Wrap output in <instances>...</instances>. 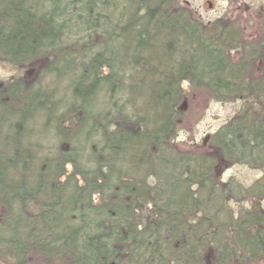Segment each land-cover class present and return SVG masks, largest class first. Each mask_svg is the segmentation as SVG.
Here are the masks:
<instances>
[{
    "label": "trees",
    "instance_id": "16d2710c",
    "mask_svg": "<svg viewBox=\"0 0 264 264\" xmlns=\"http://www.w3.org/2000/svg\"><path fill=\"white\" fill-rule=\"evenodd\" d=\"M262 45L178 0H0V264H260L264 179L220 172L264 166ZM200 90L244 103L183 149Z\"/></svg>",
    "mask_w": 264,
    "mask_h": 264
},
{
    "label": "rangeland",
    "instance_id": "374dc122",
    "mask_svg": "<svg viewBox=\"0 0 264 264\" xmlns=\"http://www.w3.org/2000/svg\"><path fill=\"white\" fill-rule=\"evenodd\" d=\"M182 5L188 6L195 16L206 24L211 23L219 18H235L239 23L245 35L250 32L264 31V0H178ZM10 65L0 62V82L14 78L18 74H22ZM49 81H45L46 86ZM65 81L60 82V87L55 88L50 85L47 90H53L54 98L61 103L74 104L76 101L73 97H67L68 91H64ZM182 87L188 91L187 84L183 83ZM137 93V84L130 90V95ZM185 101L182 104L183 115L181 121L177 125L174 141L183 149L193 148L194 150H206L209 146L211 137L225 123L241 112L243 100L232 99L228 102H219L212 100L207 92L193 91L185 94ZM131 98V101L137 106V95ZM122 97L118 99L122 101ZM57 102V103H58ZM64 111V110H62ZM88 111V110H87ZM127 112H130L126 108ZM52 143L55 140L50 139ZM51 143V144H52ZM238 143V142H237ZM48 145V144H46ZM264 179V166L261 168H251L245 163L231 164L220 172V179L227 181L235 180L243 186L250 185L256 179ZM249 202H244L242 206L248 207ZM264 209V201L261 202ZM235 209L239 207L237 204L232 205ZM264 264V258L260 262Z\"/></svg>",
    "mask_w": 264,
    "mask_h": 264
},
{
    "label": "flooded vegetation",
    "instance_id": "af4514ba",
    "mask_svg": "<svg viewBox=\"0 0 264 264\" xmlns=\"http://www.w3.org/2000/svg\"><path fill=\"white\" fill-rule=\"evenodd\" d=\"M248 41L252 45L254 43H263V45L261 46V48H262V56H263V59H264V31L259 33L258 31L257 32L256 31L254 32V30H253V32H250L248 34ZM251 54H253V53H251ZM258 63H260V62L258 61ZM262 94H263V97H264V89L262 90ZM251 96H253V93H251ZM261 111H264V107L261 108Z\"/></svg>",
    "mask_w": 264,
    "mask_h": 264
},
{
    "label": "bare ground",
    "instance_id": "6f19581e",
    "mask_svg": "<svg viewBox=\"0 0 264 264\" xmlns=\"http://www.w3.org/2000/svg\"><path fill=\"white\" fill-rule=\"evenodd\" d=\"M92 135V134H91Z\"/></svg>",
    "mask_w": 264,
    "mask_h": 264
}]
</instances>
